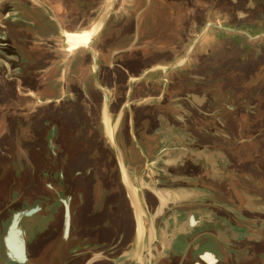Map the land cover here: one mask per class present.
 I'll return each instance as SVG.
<instances>
[{"label":"crops","instance_id":"1","mask_svg":"<svg viewBox=\"0 0 264 264\" xmlns=\"http://www.w3.org/2000/svg\"><path fill=\"white\" fill-rule=\"evenodd\" d=\"M109 1L0 0V162L15 168L19 160L23 172L42 165L23 144L32 139V152L48 150L44 123L59 107L67 110L63 120L54 115L58 120L77 122L84 99L92 102L101 92L97 74L117 101V119L128 114L124 150L118 143L128 171L155 162L165 149L196 175L209 171L187 189L209 202L203 214L213 222L201 251H210L217 264H264V214L244 208L248 197L264 208V0H118L89 37ZM200 151L202 157L183 158ZM88 188L84 203L88 194L103 197L99 181ZM134 201L143 211L140 198V205ZM97 223L100 231L87 238L99 235V241L85 240L91 243L83 251L89 250L79 260L77 248L70 249L68 264L144 257V226L140 244L135 229V243L129 236L126 247L113 250L116 231L108 232L107 221ZM124 234L132 236V228Z\"/></svg>","mask_w":264,"mask_h":264},{"label":"flooded vegetation","instance_id":"2","mask_svg":"<svg viewBox=\"0 0 264 264\" xmlns=\"http://www.w3.org/2000/svg\"><path fill=\"white\" fill-rule=\"evenodd\" d=\"M108 96L110 98L111 108L109 103L110 113L107 114H111V118L113 117L112 122L114 123L117 119L118 113L115 108L116 106L113 104L114 99L112 94ZM114 102L115 104L117 103V101ZM59 108H55V113H53L52 119L49 120L48 123H44V136H47L46 140L48 141H46V144L48 142V148L50 149L57 148V144L53 140L54 137H58L57 141L62 144V147H65L67 149L68 145L62 143L61 140L63 141L67 136L71 137L69 135L71 129L70 127L71 124L74 125V123L72 122H63L58 120H63L65 118L61 116L60 113H65V111L67 110L66 108ZM120 109L121 107L118 108V112L120 111ZM104 110L105 109H103V123L105 120L107 127L108 121L104 116ZM56 114H58V119L54 116ZM127 118V113L122 115L121 121L119 120L120 124L118 123L119 127L117 133L115 132L116 140L118 141L119 145H121L123 150V142L125 141V139H123L122 128L123 124H125L124 121ZM48 153L52 155V158H58V156H60L63 159L62 155H59L57 150H52V153L48 151ZM186 153L188 154V150L185 149L184 154ZM189 153H191V151ZM64 156V158L68 157L67 151H65ZM197 156L202 157V151L195 152L194 155L191 154L183 158H196ZM125 158L127 165L132 166L129 163L128 155L126 153ZM154 159L155 162L153 163L142 164V167L139 170L132 166L131 170H129V174L134 185L130 180L129 175L128 177H125L124 181V184L127 186L128 191H130L131 199L135 200L136 198V201H138L139 205L141 201V205L143 207V211L141 208L138 212L135 208L134 209L136 212V218L139 220L142 219L145 230L144 243L146 245V250L144 257L141 256L138 262L134 260L132 262H124V260L117 258L115 259V262L112 260H110V262H90L89 259L87 262L82 261L79 262V264H217L219 262V260L216 259V257L210 251H201L203 243L206 245L208 243V238H205V235H208L207 231H205L207 223L213 222L210 214H203L206 211V208H209V202L207 203L205 200L207 196L204 194L199 196V193L187 190L190 189V185L196 183L198 177L201 180H206L205 176H207V174L205 173L209 174V171L201 169L200 174L196 175L194 172V168H192V166L190 165L188 166L186 161H181L178 157L176 159L171 158L170 151L168 149H165L161 154H158L157 158ZM207 159L210 162L212 161L209 157H207ZM69 160H71V158L68 157L67 161ZM60 166L62 167L61 163ZM77 170L75 171L76 173H78ZM218 173L219 172L217 171V169L213 168L214 177L218 175ZM59 174L61 175L62 172H59ZM79 174L80 173H78L77 176H79ZM125 175L127 176V173H125ZM17 183L18 182L14 181L12 185H2V187L0 186V213L2 215L0 217V262H4L5 264L28 263L26 255L27 245L25 241V232L22 228L25 220L31 219L32 217H36L38 215L42 217L41 219H48L49 217L51 218L48 211L53 203L58 202L60 204V208L58 210L59 214H56L52 220H49V230L52 229V233L55 237L57 234L63 236L64 230H66L67 222L69 221L68 217L71 218V208H77L81 206L84 200V187H82L81 181L77 180V182H74L72 186L68 187L69 179L63 174L58 178V180L46 181L43 184L34 183L33 180H31L27 184L23 185L22 188H19V186H17ZM124 184V197L127 200L126 204L128 205L129 210L128 212L124 211L123 217L118 218L121 219V221H118V226H115V220L114 222L111 221L110 225L107 228L109 233L116 231L117 234L115 240H113L114 242L110 243L111 245L108 246L112 247L114 245L113 250H116L120 247H126L123 244L124 241H127L129 236L132 237L130 243H135L134 233L136 231L135 229H137L136 220L133 209L129 204L130 202ZM14 189L16 191L20 190L18 196L16 197L14 196ZM162 192H168V200L164 198L165 196L164 194L162 195ZM135 193L137 194V196H135ZM172 193L176 194L173 198ZM38 200H43L44 205H41V202L38 203ZM245 204L246 205L244 206V208L246 209V211H257L264 214V209H259V207L262 206L257 207L256 205H254L249 197L246 199ZM199 211L202 212V215H199ZM16 216H18V231L21 233L20 238L23 241L25 251L24 259L26 261L24 262L20 261V259L11 257L6 244V240L9 238L12 223L14 222ZM241 223L247 225L250 224L247 221ZM39 224H36V229L43 232L44 229H42V226L47 225V221L42 226H40ZM131 228L133 231L132 236L124 234V232L129 233V229ZM144 230L142 232L137 231V239L139 244L141 243V241H143ZM98 237L101 238L99 235H97L92 239L87 238V240L99 241ZM67 240H70V236H68ZM181 249L183 251L179 256V259L177 260V262H173L174 257L172 256L179 253ZM85 250L88 251L89 248H86ZM195 251L198 252L197 257L191 259L190 256H193V253L195 254ZM85 252H80L79 249H76L73 252V255H79L77 257V259L79 260L81 257L87 256ZM167 254H169L168 257H166ZM208 259L213 260L214 263H210Z\"/></svg>","mask_w":264,"mask_h":264},{"label":"rangeland","instance_id":"3","mask_svg":"<svg viewBox=\"0 0 264 264\" xmlns=\"http://www.w3.org/2000/svg\"><path fill=\"white\" fill-rule=\"evenodd\" d=\"M92 99H94L92 102L90 100H86V98L84 99V107L81 108L82 113L80 112L77 117L78 121H75L74 125L71 124V133L69 132L71 137L67 136L63 141L60 139L62 143L68 145L67 149L62 147V144L57 141L58 137L55 138L52 136L54 137V142L57 144V148H49L51 150L50 152L52 153V150H57L59 155H62L63 159L60 156H58V158H52V155L48 153V150L44 149H38L35 154L32 152V149H35V147H33L34 141L32 139H28L27 143L23 144V147L31 149L30 154L33 160L35 156L36 158H41L43 161L42 165L50 167V171L48 169H44L42 165L38 164L35 166L33 165L34 171L32 169H27L23 172V170H17V167L19 168L22 164L19 160L18 163L17 160L13 163L16 170L10 164H3L0 162L1 187L2 185H12L14 181L18 182L17 186H19V188H22L23 185L27 184L31 180H33L34 183L43 184L46 181L58 180V178L63 174L69 179L68 187L72 186L74 182L79 180L82 181V184H84V192H86L87 189L91 190L88 186H91L97 180L101 183L102 191L104 193L103 197L96 196L95 200H91V198H89L90 194H88V203H84L83 201L81 206L71 208V218L68 217L69 221L67 222L66 230H64L63 236L57 234L55 237L52 233V229L49 230V220H52L56 214H59L58 210L60 208V204L58 202L53 203L48 211L51 218L41 219L42 217L38 215L25 220L22 225L27 245L26 255L28 263L25 264H68V251L70 249L72 251L73 248H77V250L79 249L80 252L83 251V246L91 243L84 242L89 236V231L92 235L93 232H95V229H98V232L100 231V227H98L99 224L97 222L100 221L101 223V221L109 220L106 224V226H109L111 221L114 222L116 220V226H118V221H121V219L118 218L123 217L124 211L128 212L129 210L128 205L126 204L127 200L125 201L124 197L125 193L123 184L125 176H121L116 155L114 154L115 151L109 144L108 140L109 137H115L116 139L115 132H117L118 126L117 124H114L115 122H112L113 117L111 118L112 121L106 119L108 121L107 127L105 120L103 123L104 98L101 92H96V95L94 94V98ZM117 121L119 123V118ZM13 141L16 143V139ZM20 141L23 143V138H21ZM42 146L47 149L46 142L45 145L42 142ZM65 151H67L68 157L71 158V160L67 161L68 157L64 158ZM33 160L31 159L32 163ZM60 163L62 164V167L60 166ZM76 170L80 173L79 176H77L78 173L75 172ZM59 172H62V174L60 175ZM87 180L91 181L86 182ZM85 185H87V187ZM104 190L106 192H104ZM19 192L20 190L16 191L14 189V196H18ZM43 200H38V203L41 202L40 204L44 205ZM135 204L136 203L133 200L132 205ZM78 208H80L78 210L79 214L77 213ZM1 216L2 215L0 213V217ZM46 221L47 225L42 226ZM137 222H139L137 223V231L139 232L143 227V221L142 219H138ZM36 224L42 226V229H44L43 232L36 229ZM68 236H70V240H67ZM74 237L78 238L74 239ZM21 243L23 248L22 257H18V255L13 252L11 253L13 258L20 259V261L24 262L25 257L23 258V256L25 255L23 241ZM0 264L5 263L0 262Z\"/></svg>","mask_w":264,"mask_h":264},{"label":"bare ground","instance_id":"4","mask_svg":"<svg viewBox=\"0 0 264 264\" xmlns=\"http://www.w3.org/2000/svg\"><path fill=\"white\" fill-rule=\"evenodd\" d=\"M117 2H118V0H110L109 1V3L107 4V11L106 12H104V15H103V17H102V19H101V21L95 26V29H93L92 30V32H90V33H88L89 35V37H91L92 35H94V34H96L97 32V30H99L100 28H101V26L103 25V22H104V20L108 17V15H109V13L112 11V9L114 8V6L117 4ZM106 10V9H105ZM96 32V33H95ZM87 37V36H86ZM85 37V38H86ZM87 39V38H86ZM85 39V40H86ZM108 107H109V103H108V101L106 102V105H105V108H106V110L108 109ZM109 111V110H108ZM105 130V129H104ZM108 140L111 142V144L112 145H117V143H116V139H115V137L114 138H111V137H109L108 138ZM117 147H118V145H117ZM120 161L122 162V160H121V158H120ZM121 167H122V173H123V175H124V171H125V173H127L128 174V171H127V169L123 166V164H121ZM260 210H263L264 208H259ZM13 224V223H12ZM16 224H17V228H16V231H14L13 233H12V236L11 237H9L8 239H10L9 240V247H10V250L13 252V253H16L17 255H18V257L20 256V257H22V252H23V249L20 247L21 245H22V240H21V238L19 237V235H20V233H19V231H18V219H17V221H16ZM26 261V260H25ZM208 261H210V259H208ZM211 262H212V260H211Z\"/></svg>","mask_w":264,"mask_h":264},{"label":"water","instance_id":"5","mask_svg":"<svg viewBox=\"0 0 264 264\" xmlns=\"http://www.w3.org/2000/svg\"><path fill=\"white\" fill-rule=\"evenodd\" d=\"M114 7H115V6H114ZM112 10H113V9H112ZM106 11H107V8H106V10H105L104 12H106ZM111 12H112V11H111ZM111 12H110V13H111ZM110 13H109V15H110ZM103 15H104V13H103L102 16L100 17L98 23L101 21ZM109 15H108V17H109ZM108 17H107V18H108ZM107 18L104 20V22L107 20ZM104 22H103V24H104ZM102 26H103V25H102ZM96 69H97V65H96ZM96 84H97L98 89L102 92V94H103V96H104V103H105V105H106L107 100H108V102H109V98H108L107 92H106V91L101 87V85L99 84V81H98V79H97V74H96ZM116 142H117V140H116ZM109 144L111 145V147H112L113 150L115 151L116 159H117L118 166H119V169H120V173H121V176H122V167H121V164H123V166H124L126 169H127V167H126V164H125V159H124L123 153H122V151H121V148H120V147H117V145H112L110 141H109ZM117 144H118V142H117ZM118 146H119V145H118ZM120 158H121L122 162L120 161ZM127 171H128V169H127ZM128 175H129V178H130V180H131V177H130L129 171H128ZM125 188H126V187H125ZM126 191H127V189H126ZM127 195H128L129 200H130V203H131V205H132V201H131V199H130V196H129V194H128V191H127ZM132 208H133V212H134V216H135V220H136V212H135V209H134L133 205H132ZM17 219H18V216H16L15 219H14V222H13V224H12V227H11V230H10V233H9V237H11V236H12V233H13L14 231H16V228H17L16 221H17ZM136 226H137V220H136ZM19 233H20V232H19ZM9 240H10V239H7V240H6V244H7V248H8V250H10V247H9ZM24 255H25V251H24ZM24 257H25V256H23V258H24Z\"/></svg>","mask_w":264,"mask_h":264}]
</instances>
